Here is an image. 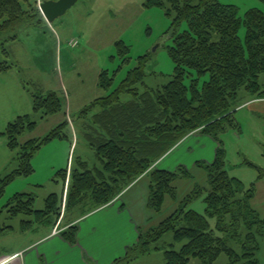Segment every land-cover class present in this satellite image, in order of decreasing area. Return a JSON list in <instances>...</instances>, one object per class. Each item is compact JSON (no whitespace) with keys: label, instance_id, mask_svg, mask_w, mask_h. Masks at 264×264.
I'll use <instances>...</instances> for the list:
<instances>
[{"label":"trees","instance_id":"1","mask_svg":"<svg viewBox=\"0 0 264 264\" xmlns=\"http://www.w3.org/2000/svg\"><path fill=\"white\" fill-rule=\"evenodd\" d=\"M145 6L166 8L173 17L174 29L184 21L188 23L187 30L172 33L173 44L168 48L175 63L172 79L160 87L146 83L150 54L139 56L135 67L112 90L113 77L106 70L99 73V87L110 91L97 97L78 117L85 118L94 111L82 126L100 164L90 167L87 161H78L82 169L71 172L66 207H75L89 197L96 208H101L146 174L147 206L153 213H161L165 198L177 197L176 179L191 178L193 174L185 166L169 171L156 167L157 163L192 133L206 134L217 142L215 158L211 163L196 165L205 168L208 186L196 184L170 216L146 233L140 232L138 242L114 264L128 263L148 253L150 245L169 232H173L176 242L186 243L179 250L166 249L165 264H215L222 253L229 264H261L257 252L264 239V218L252 205L256 185L246 188L242 180L230 175L220 136L239 125L233 108L241 90L253 99L264 98V11L253 8L242 17L237 6L218 0H146ZM44 21L38 0H0V50L6 57L0 60V72L17 67L9 59V44L20 40L25 28ZM242 27L244 38L240 36ZM115 46L127 62L129 47L121 40ZM192 71L197 77L187 85L185 79L193 75ZM206 73L209 79L199 87V77ZM24 86L31 95L33 111L41 118L64 111L65 100L57 91L31 90L26 83ZM68 123L64 120L44 137L24 141L21 137L32 132L37 121L25 114L8 123L0 135L7 138L10 149L17 150L18 165L0 175V198L11 181L33 173L32 159L44 144L67 137ZM246 163L258 169V181L264 180V168ZM58 175L65 181L67 169ZM204 191L206 214H201L188 205ZM61 199L60 194L52 193L45 208L38 210L33 194L19 192L7 202L6 214L9 219L21 214L32 217L21 222L20 229L26 231L53 223L52 218L60 216ZM3 212L0 210V217ZM209 218L216 219L215 228ZM13 228L0 221V235ZM77 231L78 227L72 225L62 237L74 243Z\"/></svg>","mask_w":264,"mask_h":264},{"label":"rangeland","instance_id":"2","mask_svg":"<svg viewBox=\"0 0 264 264\" xmlns=\"http://www.w3.org/2000/svg\"><path fill=\"white\" fill-rule=\"evenodd\" d=\"M43 1L46 0H38L39 4ZM145 1L78 0L64 15L52 22L44 21L40 25L25 28L20 32L21 41L9 44L8 48L12 52L9 59L19 63V68L14 70L21 80L31 90L57 91L65 100L64 111L49 115L44 119L41 118V114L32 111L30 115L37 121V126L32 132L25 133L21 141L44 137L64 120H68L69 123L65 129L67 137L51 140L36 153L32 159L33 173L18 177L7 185L0 198V210H4L0 217L1 223L11 225L18 230L22 220L32 218L23 214L14 219L7 217L5 206L9 199L19 192L33 194L36 199L35 208L38 210L45 208L46 199L50 194H60L62 196L60 216L53 217L51 220L58 224L67 222V217H79L99 209L94 206L89 197L75 207H66L71 172L76 168L82 169L78 161H87L90 167L100 164L82 126L88 122L94 111L87 114L85 118H80L78 115L97 97L109 93L110 89L105 90L98 85L101 71L106 70L113 77L112 90L125 78L128 70L135 67L141 55H151L146 68V83L151 87L166 85L172 79L175 68V63L168 51L169 46L173 44L172 33L174 30L180 33L188 29L187 21L176 29L172 28L173 17L167 14L166 8L147 7ZM218 1L222 4L237 6L242 17L253 8L264 11V3L260 0ZM240 36L242 38L245 36L244 27L240 30ZM71 40H78L79 44L72 47L69 43ZM119 40L129 47L130 58L127 62H123L115 46V42ZM5 58L0 50V60ZM192 72L193 75L188 74L185 79L187 85H190L192 77H197V73ZM208 79V73L200 76L199 87ZM124 98L128 99V96ZM249 99L252 97L241 90L233 108L239 125L228 128L220 137L226 150L227 170L230 175L242 180L246 188L252 186L253 183L256 185V195L252 200V205L264 218V180L258 181V169L246 163L250 161L264 168V108L261 109L247 102ZM193 134H199V132L191 135ZM198 136L200 143L197 142L196 137H193L179 146L165 161V164L173 161L178 163L173 170L183 165L182 162H186L193 177L176 179L174 186L177 189V197L173 198L168 195L165 198L163 210L156 214L151 228L170 216L178 208L182 198L190 193L196 184L203 187L208 186L207 172L203 166L196 165V161L205 164L206 162L200 161V157H208L212 159V162L217 142L206 134L201 133ZM189 142L194 147L191 152L187 151ZM203 142H206L205 146ZM16 156L17 150L10 149L7 138L0 135V175H5L17 167ZM69 166L72 167L69 178L66 175L63 181L58 173L68 169ZM205 196L204 191L188 207L201 214H206ZM209 219L211 226L215 228L216 219ZM81 221L82 219L79 225L84 224ZM145 229L147 228H142L143 232L139 231L142 233L149 231ZM5 234L6 236L11 234L7 237H0V247L5 249L18 247L25 241L17 238V233L12 234L7 231ZM107 237L109 234L101 232L92 239L93 244H89L94 248L93 253L100 260H104L106 255L119 256L122 251L121 246L125 243L129 246L133 245L131 244L133 243L132 234L127 228L120 232L118 238H113L112 245L103 243ZM185 243L186 240L176 242L173 232H169L160 241L151 244L148 253L121 264H165V250L170 248L179 250ZM231 245L239 249L238 245ZM257 258L261 264H264V239L260 240ZM215 264H229L227 255L222 253Z\"/></svg>","mask_w":264,"mask_h":264},{"label":"crops","instance_id":"3","mask_svg":"<svg viewBox=\"0 0 264 264\" xmlns=\"http://www.w3.org/2000/svg\"><path fill=\"white\" fill-rule=\"evenodd\" d=\"M20 41L21 39L16 42ZM16 64L17 67L15 68H19V63L16 62ZM15 68L7 72H0V132L6 128L12 119L31 114L33 111L32 98L19 74L15 72ZM247 102H251L261 109L264 108V98H252ZM198 135L201 133L189 135L172 149V152L169 151L156 167L173 171L174 166L178 163L173 161L165 164V161L179 146L193 137H196L197 139H195L200 143L201 140ZM203 143L205 146L206 142ZM189 144L187 151L191 152L194 147L192 143L189 142ZM211 160L208 157H200V161L207 163ZM182 164L179 166L186 168L189 166L186 162H182ZM70 168L72 167L69 166L68 169ZM189 170L191 172V169ZM148 195L149 178L145 174L123 190L111 203L83 216L67 217L65 223L41 224L26 231H22L20 227L18 230L13 228L8 233H17V238L25 241L20 246L10 249L0 247V264H114L117 259L123 258L127 254L128 248L138 242L140 231L143 232L142 228H147L145 229L147 231L154 224L153 219L156 214L152 213L147 206ZM81 219L84 224L79 225ZM72 225L78 227L74 243L62 237V232ZM126 228L129 229L133 238V243H131L133 245L129 246L125 243L121 246V254H126L124 256L120 254L117 257L106 255L104 260L98 259L93 253L94 248L89 245L93 244L92 239L101 232L107 233L109 237L105 238L103 243L112 245L113 238H118L120 232ZM5 233L1 234L0 237L11 235L7 234L6 236Z\"/></svg>","mask_w":264,"mask_h":264},{"label":"water","instance_id":"4","mask_svg":"<svg viewBox=\"0 0 264 264\" xmlns=\"http://www.w3.org/2000/svg\"><path fill=\"white\" fill-rule=\"evenodd\" d=\"M78 0H46L40 4V9L48 22L64 15Z\"/></svg>","mask_w":264,"mask_h":264},{"label":"built area","instance_id":"5","mask_svg":"<svg viewBox=\"0 0 264 264\" xmlns=\"http://www.w3.org/2000/svg\"><path fill=\"white\" fill-rule=\"evenodd\" d=\"M77 44H78V40H71V41H70V45H71L72 47H75Z\"/></svg>","mask_w":264,"mask_h":264}]
</instances>
